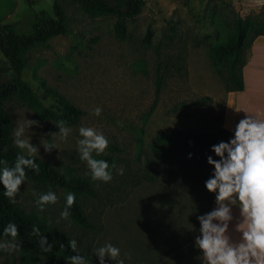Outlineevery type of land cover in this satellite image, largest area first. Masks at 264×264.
<instances>
[{
	"label": "rangeland",
	"instance_id": "rangeland-1",
	"mask_svg": "<svg viewBox=\"0 0 264 264\" xmlns=\"http://www.w3.org/2000/svg\"><path fill=\"white\" fill-rule=\"evenodd\" d=\"M66 14V31L28 50L22 79L44 107L50 99L45 88L56 92L82 112L66 140L51 137L56 121L13 98L3 105L13 130L23 118L38 121L30 143L39 148L36 160L56 169L65 179H86L94 197L78 196L88 227L60 219L67 192L58 188L21 184L15 205L49 224V233L75 239L87 264H99L95 252L111 243L120 249L124 264H201L196 246L210 194L206 181L214 169L207 163L221 128L225 88L209 58L212 45L228 42L233 22L240 18L264 29V0H142L139 14L125 20L126 37L113 34L112 17H89L78 4L57 0ZM53 0H0V22L16 24L27 33L36 16H52ZM146 32L149 43L144 44ZM248 39L253 37L251 32ZM245 46L244 55L247 57ZM7 64L0 54V71ZM159 91L156 94V87ZM102 111L95 116L94 110ZM81 127H91L108 140V147L93 157L110 158L119 175L104 183L93 181L80 158ZM162 136L160 143L158 137ZM57 149L46 153L41 140ZM160 147L162 151L155 152ZM191 154L190 158L189 155ZM88 173V175H86ZM54 192L58 202L37 210L40 193ZM36 193V195H34ZM20 247V246H19ZM130 253L131 259L125 254ZM24 255L35 256L26 262ZM63 255L45 260L29 249L0 250V264H67ZM104 264H117L105 258Z\"/></svg>",
	"mask_w": 264,
	"mask_h": 264
},
{
	"label": "clouds",
	"instance_id": "clouds-1",
	"mask_svg": "<svg viewBox=\"0 0 264 264\" xmlns=\"http://www.w3.org/2000/svg\"><path fill=\"white\" fill-rule=\"evenodd\" d=\"M101 111L97 107L93 114L99 116ZM33 127H40L39 122L23 118V123L17 124L13 130L14 144L21 153L16 156L12 166H9L7 160H0V184L3 185L5 197L12 203L16 202L18 190L26 180V169L37 173L39 171L40 166L35 160L39 148L30 143L29 130ZM56 127L59 131L51 134V137H59L61 141L66 140L72 131L63 120L58 121ZM79 136L82 137L77 142L80 158L86 162L93 181L110 182L113 179L112 170L123 175V166L117 168L112 164L110 168L107 161L93 157L94 152L99 155L108 147L109 142L102 133L91 127H81ZM41 145L46 153L57 149L55 144L44 139L41 140ZM211 151L219 159L213 160L211 156L207 158L214 173L206 181L205 187L209 193H217L218 206L210 213L197 217L201 234L196 238L195 244L203 254V264H264V119L247 116L240 120L235 128L234 138L214 145ZM190 156L191 154L189 158ZM57 202L58 197L52 191L40 193L35 201L40 212ZM74 203L75 194L67 193L65 207L60 213L61 220L70 217V209ZM237 203L243 218L238 225L242 237L239 243L233 244L226 233L232 219L230 205ZM2 235L0 250L14 252L20 249L18 227L14 223H8ZM32 235L39 237L42 253L52 252V244L40 234L38 227L33 226ZM60 247L64 248V245ZM68 247L73 253H78L75 239L68 241ZM95 256L98 257L99 264H104L106 257L116 260L117 264H124V259H120V249L111 243L98 248ZM125 258L131 259V254L126 253ZM66 262L87 264L85 257L79 254L67 257Z\"/></svg>",
	"mask_w": 264,
	"mask_h": 264
},
{
	"label": "trees",
	"instance_id": "trees-1",
	"mask_svg": "<svg viewBox=\"0 0 264 264\" xmlns=\"http://www.w3.org/2000/svg\"><path fill=\"white\" fill-rule=\"evenodd\" d=\"M70 1L78 4L80 9L89 17L104 16L114 18L113 34L120 41L126 37L124 21L135 18L143 4L142 0ZM65 26L66 14L57 0H53L52 3V16H36L30 31L27 33L19 32L16 24H3L0 22V54L7 64V68L0 71V160H7L9 166L14 164L15 158L20 152L12 146L10 119L3 109V105L7 101L15 98L33 109L39 118H52L56 122L63 120L67 122V126L75 125L82 115L79 109L68 104L56 92L45 88L41 83L43 93L50 99L49 107H44L33 89L22 79V71L26 64V52L41 46L55 36L63 35L66 31ZM249 32L253 34L250 39L247 37ZM149 36L150 33L146 32L143 40L144 44L149 43ZM256 36H264L262 27L250 25L244 20L237 18L233 22L228 42L210 47L209 58L224 85L226 93L242 91V67L247 59L244 55V48L245 46L248 48ZM158 91L159 85L156 87V94ZM232 138H234V135L219 129L217 138L214 135H209L207 139L202 136L200 142L209 144L215 141L216 144H219L220 142H228ZM157 139L160 143L163 141L162 136ZM154 151L158 152L162 151V149L158 147ZM101 160L109 162L110 158L104 157ZM36 163L40 166L38 173L32 169H26V180L35 186L58 187L67 193H74L75 203L70 209L71 215L69 219L79 226L88 227L87 218L79 203L78 196L94 197L91 184L80 177L65 179L48 164L38 160H36ZM65 202L66 198L62 201L61 211L65 207ZM206 214H208V208ZM10 222L18 227L19 246L37 253L45 260L54 261L58 255L69 257L79 254L73 253L68 247L69 240L49 233V224L46 220L34 214L25 213L15 203L10 202L4 195L3 185L0 184V239H3L4 227ZM33 226L38 227L40 234L44 235L48 242L52 244L51 253H42L40 251L39 237L32 235ZM60 245H64V248H61ZM23 259L29 263L36 261L35 256L31 255H24Z\"/></svg>",
	"mask_w": 264,
	"mask_h": 264
},
{
	"label": "crops",
	"instance_id": "crops-1",
	"mask_svg": "<svg viewBox=\"0 0 264 264\" xmlns=\"http://www.w3.org/2000/svg\"><path fill=\"white\" fill-rule=\"evenodd\" d=\"M247 51V59L242 67L243 89L225 93L224 97L221 128L232 135L239 121L247 116L264 119V36H256ZM216 195L215 192L210 194L208 213L218 206ZM230 207L232 219L226 235L229 236L230 243L236 244L241 241L242 233L239 232L238 225L242 223L243 218L238 203Z\"/></svg>",
	"mask_w": 264,
	"mask_h": 264
}]
</instances>
